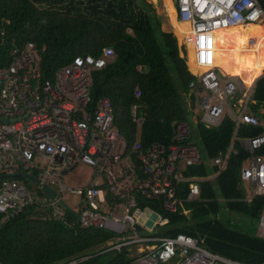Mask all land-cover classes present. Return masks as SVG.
<instances>
[{"label": "built area", "instance_id": "1", "mask_svg": "<svg viewBox=\"0 0 264 264\" xmlns=\"http://www.w3.org/2000/svg\"><path fill=\"white\" fill-rule=\"evenodd\" d=\"M177 15L190 22L184 46L186 50L193 46L197 70L205 69L193 73L197 77L191 83L197 93L193 119L197 121L201 115L202 122H198L207 128L220 127L226 118L234 123L226 152L212 157L211 167L217 171L205 177L186 173L202 159L188 122L175 123L169 144L151 142L143 147L134 140L129 145L115 123L113 101L102 97L94 103L92 97L95 74L116 59L113 48H105L98 58L76 56L46 78L30 43L12 65L0 68V212L8 218L29 203L51 207L57 219L71 211L84 227L104 231L117 240L110 251L137 248L139 253L131 252L129 264H169L176 256L180 264H249L210 251L194 236H164L162 228L170 220L149 206H140L153 200L167 211L178 212L185 201H197L201 182L216 179L241 149L248 152L240 171L246 199L264 195V155L258 152L264 146V130L258 135L242 131L248 126L264 129V121L250 112L251 88L240 77L225 76L215 65L214 48L218 30L263 22L261 2L178 0ZM250 41L254 46L256 40ZM134 96L130 116L139 126L144 111L138 88ZM77 165L90 167L94 176L89 183L65 181V175L73 173ZM19 171L37 178L28 179L33 187L12 177ZM186 184L189 190L183 196L180 191ZM45 185L56 191L54 198L44 191ZM67 193L79 195L80 205L70 208L65 204L62 197ZM153 214L155 219L150 218ZM149 221L152 225L147 227ZM258 225V236L264 239V208Z\"/></svg>", "mask_w": 264, "mask_h": 264}, {"label": "trees", "instance_id": "2", "mask_svg": "<svg viewBox=\"0 0 264 264\" xmlns=\"http://www.w3.org/2000/svg\"><path fill=\"white\" fill-rule=\"evenodd\" d=\"M260 2L264 9V0ZM251 31L249 36L240 33L241 36L232 38L236 46L232 56L243 50L250 52L249 41L256 35H264V30ZM30 43L46 78L76 56L89 54L98 58L105 48L114 49L116 59L95 74L92 97L94 103L102 97L113 101L115 123L129 145L137 139L130 106L136 101L134 90L138 88L141 91L138 100L144 104L140 128L143 147L151 142L169 144L174 136V123L181 121L191 124L194 138L201 140L209 157L226 151L234 130L233 121L226 118L218 128L195 123L185 97L191 83L197 80L189 69L187 50L179 47L174 34L162 30V21L147 0H0V68L12 65ZM218 65L221 68L220 62ZM263 110L264 76L254 88L250 112L264 121ZM263 130L248 126L242 131L245 135H258ZM258 152L264 155V146ZM247 156L244 149L232 156L227 169L216 180L201 182L200 198L185 201L178 212L167 211L161 202L153 200L143 201L140 206H149L170 220L168 227L162 228L164 236L187 234L203 240L204 246L214 253L239 262L263 264L264 239L235 229L230 220L216 217L225 209L254 222L260 220L264 195L247 200L240 175ZM78 168L74 166L73 171ZM82 169L88 171L82 181L89 183L94 174L87 165ZM213 171L202 163L190 166L186 173L206 176ZM25 182L33 187L29 180ZM188 190L189 184L182 186L181 195L186 196ZM53 212L51 207L33 203L8 218L0 212V264L129 263L127 251L119 254L109 250L111 234L84 227L71 211L62 219L55 218ZM178 257L170 264H180Z\"/></svg>", "mask_w": 264, "mask_h": 264}, {"label": "rangeland", "instance_id": "3", "mask_svg": "<svg viewBox=\"0 0 264 264\" xmlns=\"http://www.w3.org/2000/svg\"><path fill=\"white\" fill-rule=\"evenodd\" d=\"M147 1L155 9L156 14L158 15V18L161 19L162 30L166 33L174 34L178 39L179 47L183 49L184 44H185V37L191 32V28L189 24H185L184 21L179 20L177 16L176 4L178 5V0H147ZM262 23L263 24L261 25L260 24H255V25L250 24V25H247V27H240L237 29L225 30V31H222L221 33H217V34H221V36L216 35V41L219 40L221 43L216 42V47L217 49L220 50L219 52L217 50V59H216L217 62L215 61V63L217 64L216 66L220 68V66L218 65V63L220 62L221 64L220 69L222 71L223 69H229L231 70L232 74H238L239 76L244 78L245 82L255 81V83H257V79L261 78L264 75V68L262 67L264 65L263 63L264 61V35H256V37L252 39V40H256V43L254 46H252V41H249L248 43L249 45L247 46H249V51L251 53L243 50L242 52H238L235 55H233L235 56L238 62V65H241V67H239L238 65L237 67L233 65V68L231 69L229 68V66H227L225 59H227L229 56H232L233 52H236L235 42L234 41L232 42L233 37H235L236 35L241 36L240 33L246 34V36H249L252 32L251 29H254V28H256L257 30H264V20ZM184 50L186 51V49ZM181 55L183 57L185 56L184 51L181 52ZM187 57H188V64L191 65V68L193 71H195L196 73H199V70L201 71L205 70L204 68H199V70H197L198 68L196 67L195 53L192 48V45H189V48L187 50ZM247 64H251V65H247ZM245 66H249L251 69H254V72L252 73H254L255 77H252V75L246 73L248 69ZM235 67L239 69H236ZM229 77H234V76H229ZM255 83L250 84V85L254 86ZM251 86H248V88H251ZM194 95L196 96L197 93H194ZM187 101L192 102V100L190 99V97L188 98V96H187ZM197 116H198V119L196 123H199L198 121L202 122V116L201 115H197ZM195 139L197 140L199 150L201 154L203 155V158L206 162L207 167L211 168L212 157H209L206 154L204 147L201 143V140H199L198 138H195ZM87 172H88L87 170L81 169L79 171V177L84 179ZM62 198H63V201L69 205L70 208H75L76 206L80 205V196L77 194L67 193V194H64ZM217 216H219V218L223 221L230 220L233 223V227L237 230H241L251 235H258V232H259L258 222H254L244 215L236 214V212L226 211L224 209V210H221V212H219V214L216 215V217ZM150 218H152V216Z\"/></svg>", "mask_w": 264, "mask_h": 264}, {"label": "crops", "instance_id": "4", "mask_svg": "<svg viewBox=\"0 0 264 264\" xmlns=\"http://www.w3.org/2000/svg\"><path fill=\"white\" fill-rule=\"evenodd\" d=\"M262 23V22H261ZM255 25V24H254ZM185 47V46H184ZM186 48V47H185ZM233 57V56H232ZM238 59V58H237ZM227 60H225V62H226ZM263 63H264V61H263ZM235 66V65H234ZM239 67H241V65H238ZM263 68H264V65L262 66ZM230 68V67H229ZM247 68V67H246ZM189 69H190V71L192 72V73H194V71L192 70V68H191V65H189ZM236 69H239V68H236ZM248 69V71H246V73L247 74H250V75H252V77H255V75H254V73H252V72H254V70H252L251 68L249 69V68H247ZM228 70L229 69H223V71H226V72H228ZM222 71V70H221ZM223 71H222V73H223ZM229 71H231V70H229ZM228 76V75H227ZM264 76V75H263ZM262 76V77H263ZM261 77V78H262ZM244 79V78H243ZM260 78H258L257 79V82H258V80H259ZM247 84H249V83H251V84H254L255 83V81H251V82H246ZM256 84L257 83H255V85L254 86H251V89H250V92H251V95H252V97H254V88H255V86H256ZM247 86V85H246ZM248 87V86H247ZM187 96H188V98L190 97V99L192 100V102L190 101H187V103H188V106H189V108H190V112H191V116L193 117V115H194V110H195V105H194V91L192 90V88L190 89V92L189 93H187V94H185V97H186V100H187ZM255 102V101H254ZM143 105V107H142V109L144 108V104H142ZM251 105V104H250ZM263 112H264V110H263ZM143 121H144V119H143ZM194 121H195V123L197 122L196 121V119H194ZM178 122H181V121H178ZM175 123H177V122H175ZM175 123H174V125H175ZM134 124V123H133ZM143 123H141V124H139V126H137L136 124H134L135 126H136V129H137V134H136V138L137 139H135V140H137V141H140V128H141V125H142ZM174 125H173V133H174V129H175V127H174ZM195 134V133H194ZM173 138H174V136H173ZM195 138H196V136H195ZM197 141V140H196ZM140 143H141V141H140ZM143 146V145H142ZM229 146V145H228ZM203 156V155H202ZM231 160V159H230ZM230 162V161H229ZM229 165V164H228ZM82 165H79V168H78V170L77 171H75V172H73V173H71V174H67V175H65V181H68V182H70L71 184H82L81 182H83L82 181V178L81 177H79V171L82 169ZM23 180H25L26 181V179L28 180V179H30V178H26V177H21ZM21 178H19V179H21ZM49 186V185H48ZM52 188V187H51ZM43 189H44V187H43ZM53 189V188H52ZM45 191V190H44ZM55 191V190H54ZM46 192V191H45ZM56 192V191H55ZM47 193V192H46ZM48 194V193H47ZM49 195V194H48ZM56 196V195H55ZM54 196V197H55ZM49 197H52V196H50L49 195ZM54 197H52V198H54ZM221 200H224V198H220ZM65 204H67V203H65ZM68 205V204H67ZM69 206V205H68ZM109 242H108V244H111V245H113L115 242H117V240L113 237V236H111V238H110V240H108ZM129 251H131V252H133V254L134 255H136V254H138L139 253V251H138V249L137 248H129L128 249Z\"/></svg>", "mask_w": 264, "mask_h": 264}, {"label": "bare ground", "instance_id": "5", "mask_svg": "<svg viewBox=\"0 0 264 264\" xmlns=\"http://www.w3.org/2000/svg\"><path fill=\"white\" fill-rule=\"evenodd\" d=\"M171 5V4H170ZM185 24H189L190 25V22H184ZM250 24H261V23H247V24H239V25H236V27H232V28H228V29H221V30H218L217 32H215V38H216V33H221L222 31H225V30H232V29H237V28H240V27H247V25H250ZM256 43V42H255ZM215 50H216V55H215V58L217 59V49H216V43H215V46H214ZM216 61V60H215ZM227 66H229L231 69L233 68V65H235L237 67L238 65V62L235 58V56L233 57H230L227 61ZM235 67V68H236ZM226 75L228 76H234V77H240L241 80L245 83V85L247 84L244 79L239 76L238 74H232L231 71L228 70V72L226 71H223ZM251 83L247 84V86H251L250 85Z\"/></svg>", "mask_w": 264, "mask_h": 264}, {"label": "water", "instance_id": "6", "mask_svg": "<svg viewBox=\"0 0 264 264\" xmlns=\"http://www.w3.org/2000/svg\"><path fill=\"white\" fill-rule=\"evenodd\" d=\"M12 177L14 178H21V177H26V178H31L33 180H37V178L31 174H28L24 171H19L17 173H15ZM44 190L52 197H54L56 195V192L54 191V189H52L50 186L48 185H45L44 186ZM149 210H146V214ZM157 215L153 214L152 215V218L155 219ZM141 221H143V218H141ZM151 222L147 223V227H150L151 226Z\"/></svg>", "mask_w": 264, "mask_h": 264}, {"label": "clouds", "instance_id": "7", "mask_svg": "<svg viewBox=\"0 0 264 264\" xmlns=\"http://www.w3.org/2000/svg\"><path fill=\"white\" fill-rule=\"evenodd\" d=\"M178 5L176 4V7H177ZM178 16V15H177ZM179 20H180V18H179ZM224 73V72H223ZM224 75H225V73H224ZM225 76H227V75H225ZM228 148V147H227ZM227 150V149H226ZM226 152V151H225ZM225 152H223V153H225ZM222 153V152H221ZM220 153V154H221ZM201 163H198V164H195V165H199V164H202V163H205L206 164V162H205V160H204V158H203V156H202V154H201ZM191 166H193V165H191ZM190 167V166H189ZM228 167V166H227ZM211 168H213L214 169V171L213 172H216L217 171V167H211ZM189 169V168H188ZM227 169V168H226ZM225 169V170H226ZM213 172H211L210 174H212ZM222 173V172H221ZM220 173V174H221ZM210 174H208V175H210ZM208 175H206V176H208ZM197 176H199V175H197ZM202 177H205V176H202ZM217 179V178H216ZM216 179H212V181L213 180H216ZM208 181V180H207ZM218 200H219V198H218ZM221 201V200H220ZM152 223V222H151ZM152 225V224H151ZM125 251H127L128 253H127V256H128V258H130V261H129V263H131L132 262V257H131V251H128V250H123L122 252H125ZM121 252V253H122ZM117 253H119V252H117ZM120 254V253H119ZM129 263H127V264H129ZM170 264V263H169Z\"/></svg>", "mask_w": 264, "mask_h": 264}]
</instances>
